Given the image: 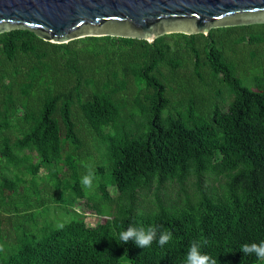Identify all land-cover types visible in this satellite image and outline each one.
<instances>
[{
    "label": "trees",
    "instance_id": "16d2710c",
    "mask_svg": "<svg viewBox=\"0 0 264 264\" xmlns=\"http://www.w3.org/2000/svg\"><path fill=\"white\" fill-rule=\"evenodd\" d=\"M0 160V264H257L264 23L152 41L0 33ZM203 174L223 181L206 192ZM192 175L194 198L137 205L138 190ZM116 186L123 200L112 216L37 223L58 198L68 210L92 192L111 203ZM85 208L105 215L101 203Z\"/></svg>",
    "mask_w": 264,
    "mask_h": 264
},
{
    "label": "water",
    "instance_id": "95a60500",
    "mask_svg": "<svg viewBox=\"0 0 264 264\" xmlns=\"http://www.w3.org/2000/svg\"><path fill=\"white\" fill-rule=\"evenodd\" d=\"M264 23V0H0V33L53 43L86 36L153 39Z\"/></svg>",
    "mask_w": 264,
    "mask_h": 264
},
{
    "label": "rangeland",
    "instance_id": "374dc122",
    "mask_svg": "<svg viewBox=\"0 0 264 264\" xmlns=\"http://www.w3.org/2000/svg\"><path fill=\"white\" fill-rule=\"evenodd\" d=\"M89 102L87 99L84 98L83 100V106H88ZM13 120V119H12ZM11 120V121H12ZM14 123V121H12ZM120 124V121L115 122L112 124V127H118ZM94 148L102 152L104 150L103 145L95 141ZM92 159H95V155H92ZM36 157L34 156V160L36 161ZM1 164H3V160L1 161ZM36 172V169L33 170ZM68 176L70 180H74L78 174V169L73 167L70 170H67ZM8 175H11L10 171H6ZM38 176H40V179L43 178V180H40L39 177H37V181H39L40 187L44 185V183L49 181H45L44 172L42 170L39 171ZM25 184L33 183L35 182L34 178L25 174ZM84 179V178H83ZM89 180L90 178L87 177ZM91 181V180H89ZM197 181L198 178L196 176H190L183 185L178 184L177 182L170 181L165 182L161 186L157 187L156 184H153L148 189L138 190L136 193L137 198V205L144 210L150 209L153 207V205L157 202V197L160 198L162 201V204H172L173 202L182 203L183 200L186 198V196H190V198H194V192H197ZM223 179L215 180L211 175L203 174L201 179L199 180V187L200 189L206 190V192L213 186L217 187L219 186L220 182H222ZM118 186V184H117ZM116 187H108L109 194L113 197V202L111 203H103L101 200L100 195L92 192L91 194H88L83 199H77L75 203L72 204L71 210H68L62 203L61 198H58L59 202H55L54 204H49L45 209H42V213L37 214V223L38 225H42L45 223V221H49L53 224H59L61 222L67 221L72 217L73 213H78L84 217L85 220L89 221L90 223H95L97 221H100L102 218H106L109 216H112L115 212L117 206L121 203L123 198L121 197V194L117 190ZM67 194V193H66ZM85 203H101L102 209L105 211V215H96L94 212L88 210L85 208ZM257 264H264V258L261 259Z\"/></svg>",
    "mask_w": 264,
    "mask_h": 264
}]
</instances>
